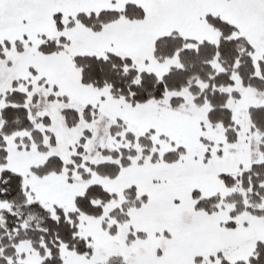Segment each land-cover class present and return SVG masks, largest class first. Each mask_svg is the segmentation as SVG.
Wrapping results in <instances>:
<instances>
[{
    "label": "snow or ice",
    "instance_id": "obj_1",
    "mask_svg": "<svg viewBox=\"0 0 264 264\" xmlns=\"http://www.w3.org/2000/svg\"><path fill=\"white\" fill-rule=\"evenodd\" d=\"M0 264H264V0H0Z\"/></svg>",
    "mask_w": 264,
    "mask_h": 264
}]
</instances>
